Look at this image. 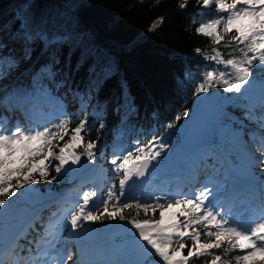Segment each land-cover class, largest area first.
<instances>
[{
	"label": "trees",
	"instance_id": "16d2710c",
	"mask_svg": "<svg viewBox=\"0 0 264 264\" xmlns=\"http://www.w3.org/2000/svg\"><path fill=\"white\" fill-rule=\"evenodd\" d=\"M182 3L186 4L183 8L180 7ZM1 13L12 18V27L17 28L21 45L10 55L9 44L16 47L18 42L10 40L5 44L0 36V56L19 57L24 50L32 53L30 60L20 63L10 73L11 80L4 82L5 76L0 78L1 97H7L3 102L6 105L13 101L23 102L28 109L39 112L47 109L44 103H35L32 94L54 95L56 102L52 109L72 118L69 136L70 130L85 119L81 109L86 107L87 128L91 131L83 133L84 143L93 141L98 145L94 161H88L85 155L79 165L56 173L54 165L58 162L53 160L49 177L57 176L55 181L50 178L40 180L39 174H34V184H26L15 196L6 199V207L0 206V239L2 232L8 233L13 228L17 211L24 203H30L32 209L27 215L29 220L14 233L15 240L9 252L0 257L5 264L6 260L16 258L12 255L13 249L17 253L21 248L25 249L22 255L29 247L34 249V244L30 245L29 241L41 240L50 221L60 222L63 214L75 210L82 203L83 192L96 190L99 196L95 198L94 206H102L108 188L118 189L119 185L120 176L113 171L112 159L133 150L135 141L147 144L157 137L169 147L161 150L162 157L154 174L134 183L131 197L128 189L132 182L129 183L123 197L126 201L139 198L152 202L156 197L193 195L204 184L212 182V177L224 180L226 173L233 170L231 164L235 158L246 162V167L256 164L247 149L255 150L253 145L260 141L257 125L244 119L246 111L260 107L261 99L256 93L236 96L217 85L198 97L192 95L202 80L201 73L222 67L205 59L206 55L212 54L215 45L211 38L195 31L200 23L217 18L214 4L203 8L198 5V0H0ZM22 29H30L36 37L43 38L36 39L25 49L20 39ZM53 44L55 47H50ZM215 47L225 58L229 53L239 55L223 43ZM197 49L201 51L198 53ZM52 59L57 61V74L54 79L44 78L39 75L41 66ZM262 76L264 74L259 71L255 73L252 89L259 87L258 93L261 92ZM216 98L226 100L222 103V113L211 125L201 126L197 118L202 106L217 104ZM185 110L187 116L183 115ZM169 123L174 126L168 128ZM221 124L228 128V133L220 130ZM177 133L198 140L206 134L216 135L222 153L212 147H199L183 154ZM69 136L58 142L59 146H63ZM158 148L156 143L153 150ZM77 151L82 152L83 148ZM179 165H184L185 170L177 174ZM31 193H35L36 198H28ZM176 211L175 208L167 211L165 221L168 222L172 212ZM125 215L141 220L153 218L151 210L147 217L142 210L137 216L135 207L125 210ZM154 218L159 219L158 211ZM81 229L90 230L79 238L93 230L103 239H112L116 249L111 250L113 257L109 261L135 264L140 258L138 234L126 221H83ZM73 238L78 237L67 224L61 234L60 247H68ZM204 242L208 240L205 238ZM187 243L191 244L190 241ZM183 254L186 255L187 250ZM215 254L225 256L221 250H216ZM211 258L192 259L191 264H206ZM150 259L154 264H163L158 257Z\"/></svg>",
	"mask_w": 264,
	"mask_h": 264
},
{
	"label": "snow or ice",
	"instance_id": "6c2138e0",
	"mask_svg": "<svg viewBox=\"0 0 264 264\" xmlns=\"http://www.w3.org/2000/svg\"><path fill=\"white\" fill-rule=\"evenodd\" d=\"M213 4L217 18L200 23L195 29L196 33L211 38L215 46L223 43L224 47L232 48V52L239 55L229 53L228 58H225L218 47L214 46L212 54L206 55L205 59L222 67L209 68L201 73L202 80L192 95L198 97L217 85L236 96L246 95L254 86L255 73L259 71L264 74V0H232L231 3L227 0H202V4L198 0V5L203 8H209ZM185 6V3L180 5L181 8ZM42 38L36 37L30 29L21 30L20 39L25 49L32 46L36 39ZM50 47L54 48L55 45ZM196 51L199 53L201 49ZM31 55V52L24 50L19 57L0 56V77L16 70L20 63L30 60ZM56 64L55 59L45 63L41 66L39 75L54 79L57 74ZM260 88L259 109L246 111L244 119L257 125L261 136L257 150L264 155V76ZM5 100L6 96L0 97V102ZM81 111L85 113V119L70 130V136L68 126L72 118L64 113L57 117L54 124L45 122L43 125H30L27 128L20 124L10 126L7 117H0V197H3L0 198V206L6 207V199L15 196L18 189H24L26 184H34V174H39L40 180L50 178L55 181L57 176L49 177L53 160L58 162L54 165L56 173L79 165L81 157L85 155L88 161H94L98 145L93 141L84 143L83 133L91 129L87 128V108H82ZM183 115L187 116L188 111L185 110ZM173 126L172 123L167 125L168 128ZM65 136H69V139L63 146H59L58 142L64 141ZM156 143L159 148L153 150ZM81 147L83 151L78 152L77 149ZM167 147L169 146L160 142L159 138L153 137L147 144L135 141L133 150L127 151L122 157H114L111 163L113 171L120 176L118 189L112 186L108 188L101 201L102 206H94V200L99 196L97 191L83 192L82 203L67 217L72 234L79 238L83 232L90 230L81 229V221L119 219L130 224L136 230L139 241L144 242L137 244L140 258L135 264H154L150 257H158L163 264H191L192 259L205 256L212 257L206 264H264V259H258L264 257V196L261 214L243 222L236 221L230 210L224 211L223 206L213 204V189L207 185L197 189L193 195L178 194L176 198L156 197L152 202L139 198L132 201L123 199L129 183L141 177L146 178L149 165L153 161L159 163L161 150ZM260 163L264 165V160ZM161 200L164 202H160ZM133 207L137 210V216L142 210L147 217L151 210L153 218L141 220L127 217L125 210ZM174 208L178 211L172 212L170 220L166 222L165 213ZM157 211L159 219L154 218ZM55 216L54 213L53 217ZM67 224L50 221L44 228L41 240L29 241L30 245L34 244V249L29 247L24 255L22 253H25V249L21 248L20 253L13 249L12 255L16 258L11 264H68L69 260L73 264H121L118 261L94 259L85 246L78 247L75 260L70 249L63 252L57 250L59 231ZM201 228L203 231H200ZM205 238L208 242H204ZM185 250L186 255L183 254ZM216 250L223 251L225 256L222 258L221 255H216ZM236 250L239 251L234 256L227 255ZM0 264H5V261L0 259Z\"/></svg>",
	"mask_w": 264,
	"mask_h": 264
},
{
	"label": "rangeland",
	"instance_id": "374dc122",
	"mask_svg": "<svg viewBox=\"0 0 264 264\" xmlns=\"http://www.w3.org/2000/svg\"><path fill=\"white\" fill-rule=\"evenodd\" d=\"M16 32H18L17 28L16 27H12V18L11 17L9 18V16H7L5 13H1L0 14V36L3 39L2 41H4L5 44L6 43L8 44L10 42V40L18 42L19 40H18V36L16 35ZM9 45H10V50H9L8 53L10 54L12 50L13 51L19 50L20 49L19 46L21 44L18 42V45L16 47H13V46L11 47L12 44H9ZM17 47H19V48H17ZM13 55H16V53L13 54ZM15 57H17V56H15ZM19 73H23V72H19ZM0 78L3 79V77H0ZM9 80H11L10 74L5 76V81L4 82L9 81ZM2 92L3 91H1V89H0V97L2 95ZM257 95L259 96L258 98H261V93H258ZM3 116H8V118L12 119L13 121H17L16 119L20 117V115L18 114L15 106H13L12 108H8L7 109L5 106H3L0 103V117H3ZM51 122L53 123V121H51ZM257 132H258L259 139L261 140L260 132H259L258 129H257ZM259 143L254 146L255 150H251V154H249L250 158L256 161V164H254V171L248 170L244 166L243 161L240 160L239 158L236 159L237 162H235V164H234V172L237 173V174H245L249 178V181L251 180L250 181L251 182L250 183L251 186L252 187H257L258 191H260L261 187H262V186H258V185L259 184L260 185L264 184V167H262L263 165L260 163L261 160H264V155L261 156L260 155L261 153L257 150ZM176 171H177V169H176ZM213 182H215V180H213L212 183ZM134 183H137V182L130 183V187L128 189V196H130V197L132 196ZM219 183H221L219 186L210 185L209 187L213 189L212 197L215 198V199H213V203L217 204V203H219V200H220V202L223 203V205H224L226 203V194L223 193L222 190H221V188L224 187L223 183L222 182H219ZM259 196L262 197L263 195L260 194ZM212 197H210V199H212ZM261 197H259V199H261ZM16 207H14V208H16ZM30 210H31L30 207L24 206L23 214L22 215L21 214H17L18 217H17V222L14 224V229H13L14 231L18 229L19 225L24 223V221L26 220L25 219V215L27 213H29ZM64 215H66V214H64ZM68 216H69V214L64 216L63 219H61V222L65 223V220L67 219ZM19 217H20V219H19ZM80 225H83V221L80 222ZM89 235H90L89 237H88V235H84V238L77 239L76 243L78 244V246L79 247L80 246H85L87 248L90 256L92 258H94V259H98V260H102V261L110 260L113 257V255L110 253L109 249L110 250H115L116 249V246L113 247L112 239L108 238L106 240H103L101 238L102 236H99V235L95 234L94 231L89 233ZM12 236H13V233H11V232L4 234L3 240L0 241V249H1L2 246H4V245L1 246V244L2 243L6 244L8 241H10V238ZM73 241L74 240L71 239L70 245L67 248H65V249H59V247L57 245V250L63 252V251H67V250L70 249L72 251V253L74 254L73 255V260H75L77 258V253H76V251L74 249ZM92 241H97V244L91 245ZM142 242L143 241H139V243H137V244H140ZM237 251H239V250H236V251L228 253V256H234ZM258 259H264V258L260 257ZM68 264H73V261L69 260ZM121 264H132V263L130 261L129 262L122 261ZM233 264H234V262H233Z\"/></svg>",
	"mask_w": 264,
	"mask_h": 264
},
{
	"label": "water",
	"instance_id": "95a60500",
	"mask_svg": "<svg viewBox=\"0 0 264 264\" xmlns=\"http://www.w3.org/2000/svg\"><path fill=\"white\" fill-rule=\"evenodd\" d=\"M212 141H213V138H210L208 135L203 137L201 143L197 142L196 140L187 141V140L179 139V147L183 153H188L189 151L197 148L198 146H207ZM154 167H155V161H153L152 164L149 165V171L146 173V178L151 176ZM140 179H144V177H141Z\"/></svg>",
	"mask_w": 264,
	"mask_h": 264
}]
</instances>
